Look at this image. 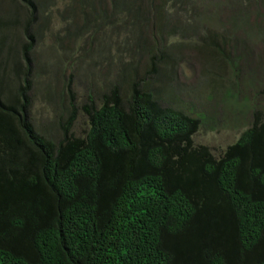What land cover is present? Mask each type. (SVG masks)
<instances>
[{
    "label": "trees",
    "instance_id": "obj_1",
    "mask_svg": "<svg viewBox=\"0 0 264 264\" xmlns=\"http://www.w3.org/2000/svg\"><path fill=\"white\" fill-rule=\"evenodd\" d=\"M14 1L30 17L4 53L12 35H0L3 75L16 86L7 93L0 82V264H264L263 53L254 54L260 72L239 83L240 62L264 40V0H106L107 19L98 10L84 27L76 16L66 23L71 40L110 25L120 36L115 61L124 63L123 42L151 20L143 26L158 70H173L190 49L198 79L215 70L230 82L224 103L242 97L252 115L217 156L193 141L204 116L157 106L138 88L126 98L117 85L100 97L88 91L78 107L69 101L61 138L41 133L28 115L32 55L56 0ZM76 112L81 135L71 130Z\"/></svg>",
    "mask_w": 264,
    "mask_h": 264
},
{
    "label": "rangeland",
    "instance_id": "obj_2",
    "mask_svg": "<svg viewBox=\"0 0 264 264\" xmlns=\"http://www.w3.org/2000/svg\"><path fill=\"white\" fill-rule=\"evenodd\" d=\"M63 1L56 0L44 11L46 16L50 15L51 25L32 55L33 86L30 90L31 105L28 115L34 127L45 136L51 139L61 138L62 122L67 115L64 111L69 108V101L78 107L86 99L88 91L95 97H100L101 94L108 93L113 85H117L119 93L126 98L138 88L150 93L152 95L150 101L157 106L186 109L184 110L186 113L204 116L201 127L193 135V141L195 144L205 146L214 156L219 155L232 143L251 120L252 109L243 105L242 97L226 100L224 103L225 89H231L230 82L226 84L223 78L218 79L215 70H212L210 79H198L200 64L193 50L181 51L180 59L173 70H170L169 66L158 70L156 63L158 50H151L153 43L143 26H150L151 20H144L139 28L131 32L130 40L123 42L125 45L122 46L126 57L124 53L121 55L126 61L116 63L115 47L120 36L114 33L112 37L110 25L100 31L90 30L87 36L77 40L63 36L64 33L74 34V26L66 24L73 16L80 20V27H84V23L93 18V14L98 10H105L107 19L109 10V4L106 7L107 1L90 0L85 4L75 3L65 7L61 5ZM16 4L14 0L6 2L0 0V11L8 9L10 13L8 16L0 14V35L6 33L12 35L6 36L3 40L1 48L3 53L6 49L4 43L10 45V40L15 34L21 35L23 31L21 21L30 17L29 13L24 15L23 10L16 8L19 6ZM20 6L25 8L24 4ZM41 16L38 17L40 24L42 18L46 17ZM5 21L9 24L5 25ZM32 25L35 29V23ZM120 31L123 35V31L121 29ZM174 38L171 41H175ZM263 44L264 40L255 43L251 53L245 55V59L240 62L239 83L244 84V78L251 72L255 74L260 72L262 63L254 54L261 52L264 55ZM12 50L18 53L21 51L16 45H13ZM115 63L118 65L114 67ZM2 67L0 60L1 90L8 93V89H16L15 81L4 77ZM152 67L159 73H150ZM10 77L14 78V75ZM70 94L73 95L72 98ZM225 104L230 108V111H226L229 112L227 116H224L223 112ZM243 108L247 109L249 115L243 116ZM84 118L81 112H76L71 126L74 135H81L82 129L85 128Z\"/></svg>",
    "mask_w": 264,
    "mask_h": 264
}]
</instances>
